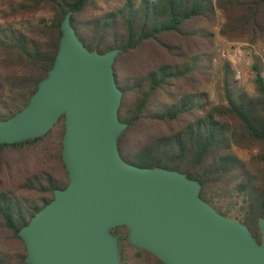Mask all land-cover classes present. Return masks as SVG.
<instances>
[{
	"label": "trees",
	"instance_id": "16d2710c",
	"mask_svg": "<svg viewBox=\"0 0 264 264\" xmlns=\"http://www.w3.org/2000/svg\"><path fill=\"white\" fill-rule=\"evenodd\" d=\"M6 1L12 12L47 8L51 16L32 25L0 22V119L19 111L55 58L60 24L67 12L76 35L98 52L118 48L114 77L122 92L118 118L127 125L118 137L120 156L140 167L184 172L201 184L199 196L220 213L237 217L260 242L264 218V62L253 56L252 92L221 64V97L200 88L212 66L204 49L215 22L220 33L250 42L264 36V0ZM64 116L42 136L0 144V264H27L17 232L63 189L68 176L61 159ZM247 152L242 156L238 150ZM119 235L121 264H164Z\"/></svg>",
	"mask_w": 264,
	"mask_h": 264
},
{
	"label": "water",
	"instance_id": "95a60500",
	"mask_svg": "<svg viewBox=\"0 0 264 264\" xmlns=\"http://www.w3.org/2000/svg\"><path fill=\"white\" fill-rule=\"evenodd\" d=\"M67 12L52 66L28 102L0 119V144L44 135L64 116L61 159L68 183L17 232L27 264H121L119 235L164 264H264L260 242L245 223L199 196L201 184L184 172L140 167L124 160L118 137L122 92L113 62L120 51L89 50Z\"/></svg>",
	"mask_w": 264,
	"mask_h": 264
},
{
	"label": "rangeland",
	"instance_id": "374dc122",
	"mask_svg": "<svg viewBox=\"0 0 264 264\" xmlns=\"http://www.w3.org/2000/svg\"><path fill=\"white\" fill-rule=\"evenodd\" d=\"M15 2H24L25 0H13ZM123 0H111L108 5L99 3V12L111 10L116 5L122 3ZM51 16V11L47 8H40L35 11H17L12 12L8 7L6 1L0 0V22L8 21L15 25H32L37 23L42 18H48ZM224 22V16L220 9H216L215 22L207 24L206 22H200V25L206 27L209 32H212L209 42L204 45V49L212 53L211 64L209 73L202 82L200 88L205 90L209 94V98L213 101H218L221 97V64L228 62L234 71V78L238 83L252 92L251 83V62L253 56H258L263 59L264 62V36L257 38L254 42H250L246 37L241 39H229L220 33V27ZM239 47L241 54L239 59L237 56L232 55L235 48ZM222 49L229 50L230 57L223 58L220 55ZM236 70H240L241 76L237 79L235 77ZM238 152L247 157L245 150L239 149ZM233 217V216H231ZM237 218V217H235Z\"/></svg>",
	"mask_w": 264,
	"mask_h": 264
},
{
	"label": "built area",
	"instance_id": "2783aa9c",
	"mask_svg": "<svg viewBox=\"0 0 264 264\" xmlns=\"http://www.w3.org/2000/svg\"><path fill=\"white\" fill-rule=\"evenodd\" d=\"M240 54H241V50L239 49V47L235 48V50L232 53V55L237 56L238 59L240 57ZM220 55L223 58H225V57L229 58L231 54H230L229 50L222 49L220 52ZM240 76H241L240 70H236L235 77L238 79Z\"/></svg>",
	"mask_w": 264,
	"mask_h": 264
}]
</instances>
